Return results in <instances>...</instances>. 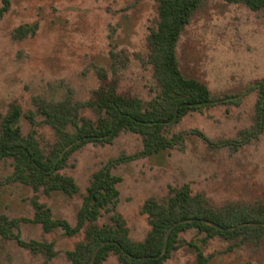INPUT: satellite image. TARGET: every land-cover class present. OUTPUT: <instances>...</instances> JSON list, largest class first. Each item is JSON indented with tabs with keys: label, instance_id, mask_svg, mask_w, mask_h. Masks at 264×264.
Listing matches in <instances>:
<instances>
[{
	"label": "rangeland",
	"instance_id": "obj_1",
	"mask_svg": "<svg viewBox=\"0 0 264 264\" xmlns=\"http://www.w3.org/2000/svg\"><path fill=\"white\" fill-rule=\"evenodd\" d=\"M158 22L157 0H10L0 19V131L18 108L22 135L34 134L48 155L61 144L49 113L73 133L100 118L89 102L101 89L114 86L145 103L157 99L162 83L149 36ZM176 52L183 73L205 83L212 101L164 128L172 147L142 155L145 137L130 130L87 143L61 170L79 188L73 195L35 190L15 178L14 159L0 160V221H17L9 237L0 233V264H72L67 252L85 241L84 230L46 231L34 221V201L74 227L95 173L109 163L120 194L97 223L114 225L112 216L120 214L136 242L151 231L146 201L166 202L184 186L218 210L264 209V131L255 135L258 93L251 89L264 79V10L203 0ZM103 264L122 263L111 253ZM164 264H264V232L208 237L191 227Z\"/></svg>",
	"mask_w": 264,
	"mask_h": 264
},
{
	"label": "trees",
	"instance_id": "obj_2",
	"mask_svg": "<svg viewBox=\"0 0 264 264\" xmlns=\"http://www.w3.org/2000/svg\"><path fill=\"white\" fill-rule=\"evenodd\" d=\"M243 3L255 11L264 10V0H227ZM158 26L149 36L150 57L162 83V90L154 101L145 103L135 96L119 93L111 86L101 89L89 105L96 107L100 118L77 124L75 131H65L64 121L49 113L61 144L43 153L34 134L24 137L17 125L20 110L15 108L2 124L0 131V160L15 161V178L35 190L44 188L47 194L62 192L73 195L79 188L75 180L61 173L70 154L87 143L110 142L123 130H130L145 137L142 155H155L172 147L174 141L163 136L166 126L179 122L190 111L211 103L208 86L194 77L186 76L179 66L176 45L184 26L203 0H157ZM10 7V0H2L0 19ZM258 93L256 105L255 135L264 131V79L251 85ZM112 163L94 175L85 201L78 212V222L73 227L66 220L54 219L49 208L34 201V221L41 223L46 231L62 227L67 234L85 232V241L67 254L72 264H103L111 253L118 255L122 264H164L176 248L180 233L197 227L208 237L216 235L249 236L252 231L264 232V209L248 208L222 211L209 207L201 194L192 195L189 187L174 190L166 202L147 200L144 211L148 214L151 231L142 242L129 238L125 221L114 214L115 224L99 225L98 219L108 205L118 201L117 184L120 178L111 172ZM16 220L2 217L0 233L9 237ZM19 242L25 246L17 236ZM51 251V245L46 246Z\"/></svg>",
	"mask_w": 264,
	"mask_h": 264
}]
</instances>
